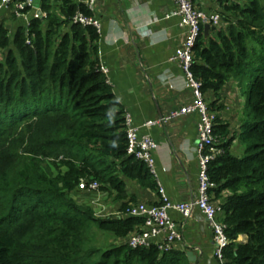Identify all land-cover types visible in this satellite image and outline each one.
<instances>
[{"label":"trees","instance_id":"1","mask_svg":"<svg viewBox=\"0 0 264 264\" xmlns=\"http://www.w3.org/2000/svg\"><path fill=\"white\" fill-rule=\"evenodd\" d=\"M42 10L13 39L0 22V264H191L176 248L90 243L92 227L126 240L143 220L96 216L73 197L81 179L118 198L122 176L157 185L145 163L126 154L125 111L100 69L98 30L72 22L93 12L73 0ZM219 15L207 36L201 27L190 69L203 94L219 95L230 79L246 94L243 152H229L230 132L216 114L223 152L207 164L209 193L229 240L224 264H264V0L234 2Z\"/></svg>","mask_w":264,"mask_h":264},{"label":"crops","instance_id":"2","mask_svg":"<svg viewBox=\"0 0 264 264\" xmlns=\"http://www.w3.org/2000/svg\"><path fill=\"white\" fill-rule=\"evenodd\" d=\"M73 1L83 3V0ZM193 1L200 10L219 13L227 5L244 0ZM44 2L57 9L61 0H33L34 8L18 17L9 10L0 12V22L8 28L11 39L19 28L27 29L32 19L41 18L39 11L45 14ZM175 7L173 0H97L93 10V17L99 23L96 55L107 68L113 93L134 125L160 119L192 99L180 65L170 60L185 34L178 16L172 14ZM238 89L237 82L230 79L219 95L212 91L203 94L208 108L217 114V124L226 125L230 132L229 152L233 155L243 152L237 135L245 101L242 93L241 97L236 93ZM197 122L196 113H187L158 125L140 127V133L149 135L157 144L152 152L157 189L122 176V198L113 190H99L98 203L92 205L102 208L104 216L124 217L121 209L128 204H161L159 186L171 202L193 201L197 196ZM168 213L181 232L174 248L185 253L191 250L196 257L191 264H217L212 231L202 213L197 208L188 217L174 209Z\"/></svg>","mask_w":264,"mask_h":264},{"label":"built area","instance_id":"3","mask_svg":"<svg viewBox=\"0 0 264 264\" xmlns=\"http://www.w3.org/2000/svg\"><path fill=\"white\" fill-rule=\"evenodd\" d=\"M173 1L176 7L172 14L178 16L180 25L185 28V34L181 45L175 49L170 60L176 61L180 65L185 77V85L191 90L192 99L179 108L172 110L168 115L157 120L146 121L141 125H134L131 116L125 112L126 154L144 162L152 175H155L152 152L157 148V144L149 135L141 134L139 131L140 127L158 125L161 122L164 123L169 119L187 113H196L198 115V140L196 145L198 155L197 196L193 201L171 202L164 195L162 187L159 186L160 193L162 194L161 204L148 205L143 202L128 204L122 216L139 217L142 218L143 222L138 230L131 232L127 236L125 241L131 248L148 247L153 244L162 252L172 249L175 243L181 239V232L178 225L170 217L168 213L169 209H174L181 213L182 216L188 217L192 210L197 208L204 216L212 231L214 242L213 253L217 264H224L222 250L229 240L225 235V224L218 220L217 217L220 207L217 201L212 200L209 193L211 184L207 172L209 160L220 155L223 150L219 146V138H216L213 134L216 113L208 108V104L201 91V84L193 76L190 69L193 56L192 48L201 27L207 23L210 25V28L219 27L221 19L218 12L207 13L200 10L195 6L193 0ZM83 3L93 12L97 0H83ZM32 8H34L33 0H0V12L9 10L16 17L24 15ZM44 16L45 14H42V17ZM72 22L82 25L92 24L99 31V23L93 16H86L81 12H77L72 18ZM100 69L107 76V68L101 65ZM78 188L85 191H99V185L96 181H86L84 179L80 180Z\"/></svg>","mask_w":264,"mask_h":264},{"label":"rangeland","instance_id":"4","mask_svg":"<svg viewBox=\"0 0 264 264\" xmlns=\"http://www.w3.org/2000/svg\"><path fill=\"white\" fill-rule=\"evenodd\" d=\"M236 93L238 96L241 97V88L236 90ZM247 93V89H246ZM243 94V93H242ZM246 94H243V100L245 101ZM243 102V101H242ZM242 108V106H241ZM241 108H237V110H240ZM78 203H82L84 205H90L93 206L92 204L98 203V191H85L81 190L78 193H75L73 196ZM95 215L100 217L106 215L105 212L103 211L102 208H97V207H92ZM88 239L90 243L94 246H98L101 248H105L110 245H115V244H120L123 243L125 240L120 239V238H115L113 237L110 233L108 232H103L100 230L95 229L94 227L91 228L90 232L87 233Z\"/></svg>","mask_w":264,"mask_h":264},{"label":"water","instance_id":"5","mask_svg":"<svg viewBox=\"0 0 264 264\" xmlns=\"http://www.w3.org/2000/svg\"><path fill=\"white\" fill-rule=\"evenodd\" d=\"M39 15L42 18L41 12H39ZM203 29H204L205 36H207L208 33H209V30H210V25L208 23L204 24ZM186 255H187L189 261H195L196 260V257L192 256V251L191 250L186 251Z\"/></svg>","mask_w":264,"mask_h":264}]
</instances>
